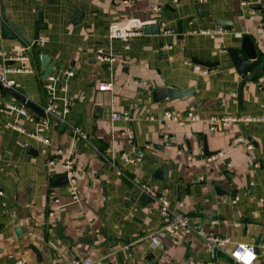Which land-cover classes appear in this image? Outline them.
<instances>
[{
  "label": "crops",
  "instance_id": "obj_1",
  "mask_svg": "<svg viewBox=\"0 0 264 264\" xmlns=\"http://www.w3.org/2000/svg\"><path fill=\"white\" fill-rule=\"evenodd\" d=\"M2 5L8 22L31 42L22 45L0 27V48L16 59L9 66L29 69L9 75L18 97L38 107L50 103L41 63L47 55L57 97L70 100V113L69 126L52 122L45 133L55 166L28 135L35 124L19 118L26 131L19 133L0 115V264L76 258L93 264H236L230 255L237 244H264V121L210 130L212 117L264 118V70L245 82L228 53L257 57L246 74L264 58V12L255 8H264V0H0V22ZM133 18L163 27L130 42L109 39L113 26ZM219 27L226 33L216 38L199 34ZM42 37L48 42L35 45ZM99 48L115 61H99ZM22 56L30 60L24 63ZM196 65L213 71L204 75ZM103 84L112 90L100 91ZM159 88L194 94L155 101ZM13 96L0 88V104ZM167 111L179 117L193 112L200 120L179 125L164 119ZM113 113H129L131 120L114 121ZM71 127L89 141L76 140ZM237 138L243 141L235 144ZM58 148L75 158L80 203L73 202L68 183H52L64 177L54 155ZM218 152L224 157L207 160ZM124 155L140 161L128 163ZM142 184L164 195L190 225L227 238L228 247L214 257L198 235L182 242L166 236L165 250L153 246L149 236L163 226V217L155 208L145 210Z\"/></svg>",
  "mask_w": 264,
  "mask_h": 264
},
{
  "label": "built area",
  "instance_id": "obj_2",
  "mask_svg": "<svg viewBox=\"0 0 264 264\" xmlns=\"http://www.w3.org/2000/svg\"><path fill=\"white\" fill-rule=\"evenodd\" d=\"M205 1V0H198ZM246 3L243 2V5ZM156 10H158L156 8ZM156 23L155 21H143L139 18L130 19L123 26H113L109 32V39L111 41L120 40L124 42H130L133 38L143 35V27L146 25H151ZM163 27V25H162ZM164 34H169V30H164ZM260 32L264 33V20L260 27ZM226 33V30L222 27L213 29V30H202L199 32L201 35H208L212 38H216L219 35ZM48 42L47 37H42L35 42V45L43 46ZM127 49H130L129 45L126 46ZM170 48V47H167ZM96 58L102 62H114L115 56L113 54L106 55L102 48L97 50ZM16 60L12 57H7L3 50L0 48V84L7 90L16 92V81L9 77L10 74L22 73L29 71L28 68L21 67L18 69H13L9 66V61ZM20 60L24 63L28 62L30 58L28 56H22ZM196 70L200 71L204 75L210 74L213 70L212 68H202L199 65L195 66ZM68 77L74 75L73 72H67ZM150 85H146V88H149ZM45 91L50 99V103L45 106L39 107L41 111L45 114V119L41 118L37 114H32L28 109L26 103H21L16 96H13L12 99L4 104H0V115H5L9 118L7 125L18 131L19 133L25 134V129L18 124L17 120L19 118H24L28 122L35 124L36 130L33 133L28 134L32 139L42 145L41 153L46 155L48 158V165L55 166L57 159L54 157L51 158L53 154L51 151L52 142L51 139L47 137L46 130L51 126L52 122L57 124H65L69 126L67 122V116L70 113V100L57 97V78L53 75H49L46 79ZM100 91L108 92L112 90V84H103L99 87ZM62 91H66V87L62 88ZM164 119L166 121H173L179 125H185L188 122L199 121V117L193 113L188 112L185 117H179L176 113L172 111H167L164 114ZM112 120H125L130 121L129 113H113ZM264 121V118H256L251 116H223V117H212L210 119L212 132L216 131L218 127H228L234 123H254ZM72 132L76 140H83L88 142L89 136L84 131L78 127H71ZM123 136H127L132 140V135L127 134L126 132L122 133ZM242 138H237L234 140L235 144L241 143ZM29 147V144L25 145ZM252 144H247V149L249 151L253 150ZM54 155L59 156L61 173L68 179V186L70 195L74 203H80V194H79V172L76 167L75 158L73 156H66L64 150L56 149ZM224 157L223 152H218L215 154H210L207 157L209 162H215L220 158ZM126 162L135 164L140 161L139 158H129L124 155ZM142 193L149 198V205L146 206L145 210L148 212L152 208L157 209L163 217V226L156 231L155 233L149 236L153 246L165 250L163 244V238L166 236L171 237L176 242L184 241L189 235H198L205 239L206 245L211 250H225L229 245V240L224 237H219L213 234L206 233L201 227H194L190 225L187 217L177 210H173L170 206V202L164 196L159 194L150 186L145 184L140 185ZM0 195H3L0 191ZM55 205L60 203V200L54 199ZM50 216H54V211L50 212ZM216 223V222H214ZM264 253V244L256 246L254 244H237L231 253V259L236 264H264L260 262V254ZM22 264V262H18ZM64 264H93V261L90 258H76L73 261L64 263Z\"/></svg>",
  "mask_w": 264,
  "mask_h": 264
},
{
  "label": "water",
  "instance_id": "obj_3",
  "mask_svg": "<svg viewBox=\"0 0 264 264\" xmlns=\"http://www.w3.org/2000/svg\"><path fill=\"white\" fill-rule=\"evenodd\" d=\"M255 8L260 9L264 12V8H261V6H255ZM40 23H42V18L40 19ZM0 27L7 34V36L9 38L18 39L22 45H27V44L30 45L31 44V42L29 40H27L25 38V36L21 35L20 32H18L8 22L4 5H2V21L0 22ZM161 27H162L161 24L152 25V26L146 25L143 27V31L147 35L159 34ZM41 28H42L41 26H38V32ZM37 35H38V33H37ZM228 53L230 54V56L233 60V63L235 64V66L237 68L238 73L245 80V82H252L264 70V58H263L260 61V63L251 72L246 74V72L252 66V61L256 60L257 57L255 55H248V57L245 58L241 52L233 51V50H229ZM41 63H42V70L44 71L43 78L47 79L51 73L52 68H53V65L50 61V57L47 55H42L41 56ZM0 88H3V86L1 84H0ZM193 94H194L193 90L179 91V90L171 89V88H159L154 92L153 96H154L155 101H161V100L167 99L171 102H174L177 100L186 99ZM14 96H16L23 103H27V100L25 98L18 97V95L15 93H14ZM27 105L29 107L33 108L34 110H36L37 112L41 113L45 117V114L41 111V109L38 106H35L31 103H27ZM98 110H99V107H97L95 110L96 118L98 117L97 116ZM62 126H64V124H62ZM52 183L56 184V185L67 184L68 179L66 177L58 178V179H54ZM142 200L145 204L149 203V198L145 195L143 196ZM257 246H259V245H257ZM213 255L215 257L216 250L214 251Z\"/></svg>",
  "mask_w": 264,
  "mask_h": 264
}]
</instances>
